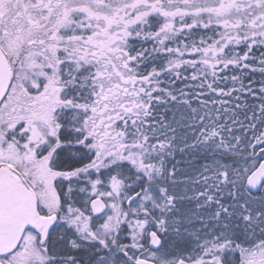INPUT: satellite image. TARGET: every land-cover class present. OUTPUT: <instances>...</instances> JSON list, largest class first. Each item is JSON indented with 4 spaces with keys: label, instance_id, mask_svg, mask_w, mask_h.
<instances>
[{
    "label": "snow or ice",
    "instance_id": "snow-or-ice-1",
    "mask_svg": "<svg viewBox=\"0 0 264 264\" xmlns=\"http://www.w3.org/2000/svg\"><path fill=\"white\" fill-rule=\"evenodd\" d=\"M0 264H264V0H0Z\"/></svg>",
    "mask_w": 264,
    "mask_h": 264
}]
</instances>
